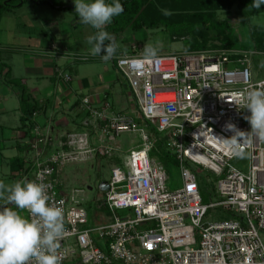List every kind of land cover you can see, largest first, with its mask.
I'll return each instance as SVG.
<instances>
[{
    "label": "built area",
    "instance_id": "built-area-1",
    "mask_svg": "<svg viewBox=\"0 0 264 264\" xmlns=\"http://www.w3.org/2000/svg\"><path fill=\"white\" fill-rule=\"evenodd\" d=\"M114 60L145 127L155 128L174 155L182 185L169 188L167 169L151 156L155 142L150 131L128 115H110V104L98 107L84 97L78 110L87 114V126L100 128L103 142L124 132L140 133L144 140L142 148L131 149L111 166L110 178L100 182L112 220L91 226L82 201L60 189L61 172L86 154L113 156L118 150L92 146L89 133H76L69 142L72 150L47 154L48 140L34 124L28 146L34 167L21 181L44 185L48 203L62 211L61 264H264V140L250 131L244 118L248 110L233 101L264 88V52L219 48L159 52L156 59H143L139 52ZM258 72L263 77L255 79ZM59 75L71 80L61 71ZM236 145L248 155L247 172L233 164L241 158L233 154ZM189 163L217 176L218 201H204L199 172ZM211 209L234 216L211 221Z\"/></svg>",
    "mask_w": 264,
    "mask_h": 264
},
{
    "label": "rangeland",
    "instance_id": "rangeland-1",
    "mask_svg": "<svg viewBox=\"0 0 264 264\" xmlns=\"http://www.w3.org/2000/svg\"><path fill=\"white\" fill-rule=\"evenodd\" d=\"M3 4L7 0H1ZM21 0H13L12 5H16ZM24 4L20 7H11L8 9L0 10V88L6 83L9 82L14 74H9L5 76L3 69L5 68L1 63H4L7 58L12 57L16 60V54L21 51L20 54H25L27 45H31L33 42L39 44L42 41L44 44L51 41V39L57 40V42L68 50L67 53L73 56L71 59L75 66L72 69H62L63 74H70L72 76V84L76 85L77 82H80L83 75H88L92 77L96 85L107 86L108 96L106 101L112 103L116 107L125 106L126 112L129 117L133 118L136 122L140 123L145 127V122L139 114L136 100L131 97V89L127 81L120 76V74L115 70L113 66L114 62L112 59L108 62H104L102 59L97 62L93 61V56L87 51H90V46L87 41L88 38L94 35L95 30L88 25L78 24L74 25L77 20L78 15L75 13V5L73 0H69L70 4L73 6L74 11L70 9H60L55 8L51 3L47 1H41V4H33V0H23ZM37 1V0H35ZM255 15L248 20L245 19L244 15L240 14V10L237 6H234L229 12L225 10L218 11L217 22L219 20L228 21V26L226 28L228 31L235 33V36L238 38L241 44L242 49H253V44L257 45L254 38H251L250 33L252 32V27L250 24L258 25L264 27V6L262 5L260 9H254ZM187 11V10H186ZM182 11L181 13H187ZM241 17V18H240ZM76 24V23H75ZM74 25V26H73ZM77 26V27H75ZM169 29L160 28V29H148L134 33L131 28L127 27L123 33L119 32L118 36L110 33V30L107 31L113 36L118 49V54L130 55L134 53H142L145 45L156 44L158 43L161 46L160 52H186L190 49H195L198 46L192 44L193 41L190 37V33L185 31L183 32L180 29L175 31V25H169ZM182 35V36H181ZM186 35V36H183ZM63 42H60V41ZM106 43H108L106 41ZM216 44H219V39L215 41ZM208 49H217V48H208ZM17 52V53H16ZM74 55L78 57H89L90 60H79L75 58ZM263 59V57H260ZM71 60V61H72ZM16 65V62H15ZM88 68V69H86ZM69 71V73H68ZM16 73V68L15 71ZM79 73L78 75L76 73ZM263 77V74L258 72L255 79H260ZM63 78L59 75L56 80L57 84H60V87L65 89L66 84L64 83ZM20 81V80H19ZM22 81V80H21ZM24 83V81H22ZM51 85L53 83H50ZM24 86V85H23ZM28 94V92H26ZM80 93L73 94V99ZM9 103L16 105V99L12 98L9 100ZM10 115H13L15 112L12 110ZM12 118V116H11ZM146 128V127H145ZM146 130L152 135V139L155 143L158 141V135L151 128H146ZM120 144L121 149L119 151L120 157L125 159L127 153L131 149H140L143 147L144 140L140 133L134 132H124L116 138L115 144ZM107 145H111L108 142ZM166 145V144H165ZM92 146H94L92 144ZM58 151V150H57ZM116 151L113 156L112 154L100 155L102 158L97 161H92L91 159L83 162H71L67 164L62 170L61 180V190L68 188H75L79 190H85L89 200L82 202L90 213L91 222L98 220L96 217V211L99 210L98 216L100 217L101 213L107 212L105 210V204L103 202V192L100 190V182L108 180L111 175V163L117 161ZM121 152V153H120ZM86 158H95V155L92 153L86 154ZM98 156V155H97ZM108 156V157H107ZM2 155L0 154V158ZM29 157H33V153L29 152ZM157 159V162L164 165L161 159H158L157 156H154ZM96 158H99L96 157ZM154 158V159H155ZM86 160V159H85ZM118 163V162H115ZM167 164V173L169 176L168 186L170 189H175L182 185L181 171L180 167L173 158L171 161L166 162ZM235 167L239 168L243 172L248 171L249 158L245 154L243 157L233 161ZM189 167L193 170L199 172V182H203L201 187V193L206 203H212L219 200L215 183L217 181V176L205 169L202 166H197L189 163ZM4 172V176L9 175V172L1 170ZM0 172V173H1ZM1 177V174H0ZM22 179V177H21ZM6 185H11L15 182L20 181L19 176H8V178L2 180ZM65 185H64V184ZM64 185V186H63ZM66 186V187H65ZM213 215L211 221H216L217 219H227L229 214L221 209L210 210L209 212ZM106 220H101V223H107ZM91 224V223H90Z\"/></svg>",
    "mask_w": 264,
    "mask_h": 264
},
{
    "label": "crops",
    "instance_id": "crops-1",
    "mask_svg": "<svg viewBox=\"0 0 264 264\" xmlns=\"http://www.w3.org/2000/svg\"><path fill=\"white\" fill-rule=\"evenodd\" d=\"M24 4V3H23ZM33 4H41L40 0H33ZM67 6L73 7L69 0H65ZM78 19V17H77ZM76 23V24H75ZM74 25L80 24V21L77 20ZM73 25V26H74ZM77 27V26H75ZM60 42H63L62 40ZM25 54H20L19 51L16 54V60L12 57L7 58L4 63H1L5 68V76L7 74H14L10 80L12 81H24L23 85L28 92V96L31 98L30 104H37L36 106L40 107L33 117L34 124L38 125L41 130H43L47 138V146L45 147L46 153H51L56 150H72L73 147L69 146L71 141L72 134H84L89 133L92 137L90 138L91 145L100 146L106 145V142H103L102 131L100 128L93 129L87 126L89 122L86 113H80L78 106L80 101L84 97H90L92 102L101 107L103 104H110L112 109L109 111V114L112 115L126 112L125 106L119 107L112 105L106 101L108 96L107 86L103 88V85H96L94 79L88 75H83L80 82H77L76 85L72 84L71 80L63 79L64 83L67 85L65 89L60 87V84L56 83L58 77V71L63 72V68L72 69L74 68L73 56L69 55L68 50L65 47L60 45L57 40L51 39V41L46 42L45 44L40 41L39 44L32 43L27 45ZM90 51H87L89 53ZM77 55H74L76 57ZM116 56V55H115ZM71 57V58H70ZM101 58L99 56H93V61L97 62ZM72 60V61H71ZM113 66L115 70L119 73L114 58ZM16 62V65H15ZM16 68V73L14 72ZM88 69V68H86ZM69 73V71H68ZM79 74L78 72L76 73ZM120 74V73H119ZM121 76V74H120ZM1 79V77H0ZM50 83H53L52 85ZM80 93L73 99V94ZM131 94V93H130ZM132 97V94H131ZM12 98L16 99V105L9 103V100ZM22 92L20 87L13 85L9 82H6L0 88V172L4 170L9 172V175L4 176V172H1L0 182H3V179L8 178V176H18L16 171V164H13L17 158H22L25 154L29 157V153H26V150L31 141V137L27 134L26 130L28 126L24 128L23 119L25 117V110L22 107ZM14 111L13 115H10L11 111ZM128 115V114H125ZM12 116V118H11ZM102 135V136H101ZM116 138L114 141H111V147L113 150H118L115 157L121 159L119 151L122 150L120 144H115ZM121 153V152H120ZM99 158H86L82 161L85 162L89 159L92 161H97ZM29 159V158H28ZM81 162V161H80ZM117 162V161H115ZM115 162L111 163L116 164ZM67 165V164H66ZM65 165V166H66ZM64 169V168H63ZM62 174V173H61ZM61 180L62 177L60 176ZM21 181V177L19 176ZM63 182V180H62ZM64 184V183H63ZM65 185V184H64ZM63 185V186H64ZM66 187V186H65ZM75 188L66 187L63 188L62 192L66 195H74L79 198L82 202L88 201L89 197L85 190H81L79 194L75 192ZM5 204L6 202H0ZM9 207L15 208L14 205L9 204ZM107 212L101 213L100 217L98 216L99 210L96 211L97 221L91 222V226L102 225L101 220H106L105 222L109 223L112 220V215L110 210L105 206ZM90 219V214H89Z\"/></svg>",
    "mask_w": 264,
    "mask_h": 264
},
{
    "label": "clouds",
    "instance_id": "clouds-1",
    "mask_svg": "<svg viewBox=\"0 0 264 264\" xmlns=\"http://www.w3.org/2000/svg\"><path fill=\"white\" fill-rule=\"evenodd\" d=\"M73 3L80 23L95 30L87 41L90 54L104 62L113 59L118 46L106 26L124 11L120 0H73ZM262 5L264 0H251L252 9H260ZM164 14L171 13L165 10ZM160 50L158 43L145 45L142 58L156 59ZM233 101L248 110L250 114L244 118L250 124V131L264 140V88L249 90L243 98ZM228 127L234 130L233 125ZM234 147L233 154L243 157L238 145ZM0 202L15 206L10 208L0 203V264H30L32 261L61 264L58 242L65 232L63 214L48 203L44 185L27 180L11 185L0 182ZM22 211H27L29 216L22 215Z\"/></svg>",
    "mask_w": 264,
    "mask_h": 264
},
{
    "label": "trees",
    "instance_id": "trees-1",
    "mask_svg": "<svg viewBox=\"0 0 264 264\" xmlns=\"http://www.w3.org/2000/svg\"><path fill=\"white\" fill-rule=\"evenodd\" d=\"M12 1L13 0H7L6 3L3 4L0 0V10L20 7L24 3V1L21 0L16 5H12ZM45 1L51 3L55 8L74 11L73 7L65 4V0ZM120 2L123 5L124 11L119 16L114 17L113 22L106 26V29L108 31L110 30V33L118 36V33H123L127 30V27L131 28L134 33L140 32L145 28L169 29V25L173 24L175 25V31L180 29L183 32H189L192 38L190 40L193 41L192 44L198 46L197 48L195 47V49H190V52L207 50L208 48L242 49L240 41L235 36V33L232 31H228L229 33H227L226 28L229 27L228 21L219 20L221 22H217L218 11L225 10L229 12L234 6H237L240 10V14L244 15L246 20L255 15V10L251 7V0H120ZM165 10L171 14L165 15ZM182 11H186L187 13H181ZM250 25L252 27V32L250 33L251 38H254L257 43V45L253 44V50L264 52V27L253 24ZM217 39H219V44L215 43ZM118 53L117 49L116 54ZM9 83L21 89L22 107L26 114L23 119V126L24 128L27 126L29 127L26 132L29 137L32 138V130L35 123L33 117L34 114L40 110V107L36 106L37 104H30L31 98L26 94V89L22 81L10 80ZM151 129L156 132L155 128ZM29 150L30 148L28 147L26 153H29ZM151 156L153 158L157 156L158 159H161L164 165L160 164L166 169V162L169 163V161L174 158V155L167 149L165 140L161 136H158V141L152 148ZM116 160L117 162L121 161L119 158ZM13 164H16L17 175L20 177L28 174L34 167L32 158L27 155L25 156V154L22 158H17ZM200 186H203V182H200ZM233 216V214H229L227 218Z\"/></svg>",
    "mask_w": 264,
    "mask_h": 264
},
{
    "label": "bare ground",
    "instance_id": "bare-ground-1",
    "mask_svg": "<svg viewBox=\"0 0 264 264\" xmlns=\"http://www.w3.org/2000/svg\"><path fill=\"white\" fill-rule=\"evenodd\" d=\"M61 185H62V183H61Z\"/></svg>",
    "mask_w": 264,
    "mask_h": 264
}]
</instances>
